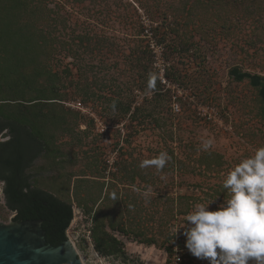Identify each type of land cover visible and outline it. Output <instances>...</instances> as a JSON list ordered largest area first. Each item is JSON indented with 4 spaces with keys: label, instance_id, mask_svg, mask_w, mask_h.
Masks as SVG:
<instances>
[{
    "label": "rangeland",
    "instance_id": "obj_1",
    "mask_svg": "<svg viewBox=\"0 0 264 264\" xmlns=\"http://www.w3.org/2000/svg\"><path fill=\"white\" fill-rule=\"evenodd\" d=\"M19 2L0 0V9L15 4L13 25L34 36L41 65L60 74L63 105L78 118L71 136H56L61 156L39 158L27 171L32 185L71 204L65 235L78 259L123 264L93 250L88 231L96 211L156 242L146 246L114 233L126 264H207L186 249L184 229L174 230L195 203L215 199L209 211L222 206L227 173L264 147L256 90L228 74L237 68L264 76V0ZM152 10L157 24L149 21ZM162 34L165 44L158 43ZM145 66L165 95L160 101L139 88ZM7 139L0 134V142ZM208 139L213 144L205 151ZM161 152L171 157L164 169L140 167ZM148 186L153 194L146 198ZM14 216L0 183V223Z\"/></svg>",
    "mask_w": 264,
    "mask_h": 264
},
{
    "label": "trees",
    "instance_id": "obj_2",
    "mask_svg": "<svg viewBox=\"0 0 264 264\" xmlns=\"http://www.w3.org/2000/svg\"><path fill=\"white\" fill-rule=\"evenodd\" d=\"M15 7L13 4L0 9V134L8 135L6 141L0 142V183L5 206L15 214L12 221H41L45 243L55 247L66 240L72 206L50 191L32 185L27 171L39 158L61 156L55 145L56 136H71L77 115L63 105L60 74L51 71L48 62L41 65L38 51L35 52L34 36L13 25ZM147 14L150 23L157 24L155 11H147ZM157 27L151 28L152 33L157 32ZM160 36L158 43L165 44V34ZM140 54L146 56L147 53L143 50ZM134 55L129 53V56ZM143 72L146 75L139 88L147 90L151 80V99L160 101L165 95L159 93V82L147 66ZM228 74L237 82L247 81L256 90L264 120V76L241 73L237 68H232ZM88 213L91 215V211ZM91 222L89 238L93 250L101 257L121 259V263L126 264L123 244L116 240L114 233L132 237L138 244L156 245L151 238L139 239L142 231L123 227L109 216H99L96 211L91 215ZM164 250L170 258L173 246Z\"/></svg>",
    "mask_w": 264,
    "mask_h": 264
},
{
    "label": "clouds",
    "instance_id": "obj_3",
    "mask_svg": "<svg viewBox=\"0 0 264 264\" xmlns=\"http://www.w3.org/2000/svg\"><path fill=\"white\" fill-rule=\"evenodd\" d=\"M152 88L149 80L146 91ZM111 108L115 110V101ZM212 144L211 139L204 140L203 150ZM170 159L167 152H161L140 167L161 171ZM222 187L229 194L225 203L215 211L208 210L215 199L195 203L175 234L183 228L186 249L207 264H264V147L240 160L227 173ZM152 194L150 186L143 192L146 198Z\"/></svg>",
    "mask_w": 264,
    "mask_h": 264
},
{
    "label": "water",
    "instance_id": "obj_4",
    "mask_svg": "<svg viewBox=\"0 0 264 264\" xmlns=\"http://www.w3.org/2000/svg\"><path fill=\"white\" fill-rule=\"evenodd\" d=\"M3 202L5 206L4 196ZM12 218L10 224L0 223V264H82L69 239L50 246L41 221L13 222Z\"/></svg>",
    "mask_w": 264,
    "mask_h": 264
},
{
    "label": "built area",
    "instance_id": "obj_5",
    "mask_svg": "<svg viewBox=\"0 0 264 264\" xmlns=\"http://www.w3.org/2000/svg\"><path fill=\"white\" fill-rule=\"evenodd\" d=\"M173 109H174L175 111H178V107H177V105L173 106ZM179 260H180V259H179L178 257L175 258V261H176V262H179Z\"/></svg>",
    "mask_w": 264,
    "mask_h": 264
}]
</instances>
